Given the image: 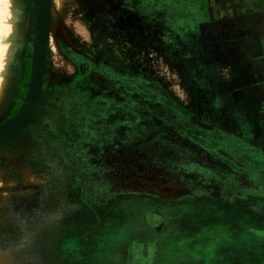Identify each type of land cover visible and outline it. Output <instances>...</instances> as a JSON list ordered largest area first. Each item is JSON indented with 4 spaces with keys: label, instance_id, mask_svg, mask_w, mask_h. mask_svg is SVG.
<instances>
[{
    "label": "rangeland",
    "instance_id": "1",
    "mask_svg": "<svg viewBox=\"0 0 264 264\" xmlns=\"http://www.w3.org/2000/svg\"><path fill=\"white\" fill-rule=\"evenodd\" d=\"M9 9L0 264H264V0Z\"/></svg>",
    "mask_w": 264,
    "mask_h": 264
},
{
    "label": "bare ground",
    "instance_id": "2",
    "mask_svg": "<svg viewBox=\"0 0 264 264\" xmlns=\"http://www.w3.org/2000/svg\"><path fill=\"white\" fill-rule=\"evenodd\" d=\"M44 12H45L44 9L42 11L40 10V13H41L40 18L43 17ZM11 18H12V15H11V12L9 9V0H0V84H1L2 78L4 77V73H3L4 72L3 71L4 66H5L4 63L6 61L5 58L7 55V51L9 48V42H10L8 39V35L12 32V29H13V26H12L13 20H11ZM40 18H39V21H40ZM40 31H41V29H40ZM9 37H10V35H9ZM11 37H13V36L11 35ZM33 74H34L33 76L35 77V79H37L38 70L35 71V68H34ZM34 77H32V79ZM34 81H36V80H34ZM34 81H32V82L34 83ZM29 96L30 95H28V97ZM30 98H31V100H29V102L32 101L33 97H30ZM26 102H28V101H26ZM24 114H25V109L22 112H20V114L18 116L19 118L16 121V123L20 122L22 120V118L24 117Z\"/></svg>",
    "mask_w": 264,
    "mask_h": 264
},
{
    "label": "crops",
    "instance_id": "3",
    "mask_svg": "<svg viewBox=\"0 0 264 264\" xmlns=\"http://www.w3.org/2000/svg\"><path fill=\"white\" fill-rule=\"evenodd\" d=\"M229 4H230V6L228 7V10H232L233 8H234V6L232 5V3L231 2H229ZM235 4V3H234ZM236 9L238 10V8L236 7ZM160 225H162V226H164V222H160ZM199 228V230H198V232L200 231V229H201V226H200V224H196V227L194 228V229H198ZM173 230H175V231H177L178 233H179V229H178V227L176 228V226L174 227L173 226ZM197 234V233H196ZM196 234H193L194 236H193V240H195L194 238H195V236H196ZM208 236V235H207ZM208 237H210V244L208 245V248H209V246H210V250L209 251H211L212 250V247H211V244H214L215 242H217V240H218V234H215V235H211V234H209V236ZM203 238H205V240H203V241H201V242H199V245H200V248L201 247H203L204 246V241H208V239H206V236H204ZM159 241H160V239H159ZM206 246V245H205ZM181 249V248H180ZM181 251H186V254H187V256H191V248L189 249V250H187V249H185V250H182L181 249ZM200 251V253L202 252V253H204L205 252V250H199ZM204 251V252H203ZM227 251V250H226ZM178 253H180V250H178L177 252H176V255L178 254ZM163 254V253H162ZM162 254H160V256L162 255ZM227 254V253H226ZM170 261V260H169Z\"/></svg>",
    "mask_w": 264,
    "mask_h": 264
},
{
    "label": "water",
    "instance_id": "4",
    "mask_svg": "<svg viewBox=\"0 0 264 264\" xmlns=\"http://www.w3.org/2000/svg\"><path fill=\"white\" fill-rule=\"evenodd\" d=\"M40 10V9H39ZM43 10V8H41V11ZM41 14V13H40ZM34 68H35V71H37L38 70V75H37V78L39 77V66L38 65H35L34 66ZM34 79H35V77H34ZM30 97H33V95L32 94H30V96H29V98ZM30 100H31V98H30ZM31 102V101H30ZM30 102H28V103H26V104H24L23 106H22V108L20 109V111L18 112V114L13 118V120L8 124V126H7V128H12V127H16V126H18L19 124H21V122L23 121V119H24V117L22 118V120L20 121V122H17L16 123V121L18 120V116H19V114H20V112H22L24 109L26 110V108H28L29 106H30ZM29 105V106H28ZM28 106V107H27ZM25 115V114H24Z\"/></svg>",
    "mask_w": 264,
    "mask_h": 264
},
{
    "label": "flooded vegetation",
    "instance_id": "5",
    "mask_svg": "<svg viewBox=\"0 0 264 264\" xmlns=\"http://www.w3.org/2000/svg\"><path fill=\"white\" fill-rule=\"evenodd\" d=\"M162 223V221H160Z\"/></svg>",
    "mask_w": 264,
    "mask_h": 264
}]
</instances>
